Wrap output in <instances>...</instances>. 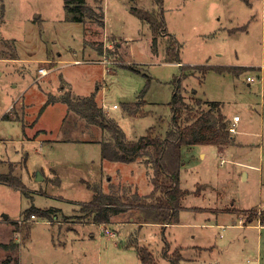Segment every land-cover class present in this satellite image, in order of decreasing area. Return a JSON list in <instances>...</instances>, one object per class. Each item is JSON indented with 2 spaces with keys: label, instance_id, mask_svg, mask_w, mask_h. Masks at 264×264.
I'll use <instances>...</instances> for the list:
<instances>
[{
  "label": "rangeland",
  "instance_id": "1",
  "mask_svg": "<svg viewBox=\"0 0 264 264\" xmlns=\"http://www.w3.org/2000/svg\"><path fill=\"white\" fill-rule=\"evenodd\" d=\"M126 1L132 12L125 0H102L106 25L116 35L104 37L101 0H85L87 8L76 13L66 11L64 0H0V173H12L20 181V186L0 181V241L19 243V264H141L136 252L140 245L152 252L158 264H170L161 250L165 241L170 244L169 254L178 247L184 259L178 264H256L257 254L259 264H264V226L258 227L256 219L243 225L248 215L264 210V0ZM82 39L89 46L85 53L80 49ZM105 40L127 41V47L114 43L108 48ZM172 43L177 58L168 57L166 50ZM104 53L123 64L117 61L107 69L102 62L86 61L100 59ZM10 57L22 61L2 59ZM197 65L232 67L225 72L205 67L191 70ZM248 75L255 80L249 82ZM175 78L178 95L189 109L197 114L217 102L234 128L230 134L235 146L221 154L214 145L182 148L180 187L194 193L206 184L205 196L185 197L178 224L144 227L143 240L138 225L130 238L122 231L120 241L132 246L125 256L111 245L105 249L106 236L101 233L94 242L81 234L84 250L81 244L66 250L52 244V239L58 244L65 238V225L61 228L58 222L88 226L83 222L91 215L84 209L92 190L86 182L129 195L153 186L154 174L151 146L137 151L132 177L126 162H108L102 157L104 161H98L97 146L90 144L93 138L88 131H79V125L99 127L101 142L111 139L110 133L66 108L63 97L75 101L95 91L99 107L108 117L107 106L130 138L148 134L150 127L151 134L164 136L172 123ZM29 84L31 88L22 96ZM146 84L150 89L144 109L150 113L121 117L124 103L136 101ZM28 100L33 105L26 109L32 110L27 118L21 103ZM198 100L204 103L197 105ZM42 104V114L33 123ZM187 114L183 110L181 118ZM235 115L240 119L233 124ZM62 117L64 127L58 132ZM38 126L64 139L55 144L45 141L39 150L34 141L23 145V135L36 132ZM26 157L30 172L50 173L51 178L44 179L40 173L42 178L36 180V173L27 175ZM91 159H96L93 164L87 162ZM66 161L72 167L67 168ZM56 167L61 179L51 171ZM32 206L45 208V216L35 211L31 218L28 209ZM130 217L134 218L127 210L118 212L111 222H127ZM20 219L27 220L20 224ZM13 221L18 222V231ZM67 233L74 237L73 232ZM9 253L0 248V262Z\"/></svg>",
  "mask_w": 264,
  "mask_h": 264
},
{
  "label": "trees",
  "instance_id": "2",
  "mask_svg": "<svg viewBox=\"0 0 264 264\" xmlns=\"http://www.w3.org/2000/svg\"><path fill=\"white\" fill-rule=\"evenodd\" d=\"M155 1L161 3V0ZM64 6L68 13H76L75 11L79 10L84 11L87 8L85 0H64ZM81 18L78 17L77 20L82 21ZM166 51L168 57L175 56L177 58L178 51L174 43ZM204 67L206 70L212 69L216 72H225L230 71L232 66L197 65L192 67L191 70ZM177 81L178 78H175L176 86L172 91L170 101L173 113L171 127L164 136H155L150 133L151 131H148L147 135L141 136L137 140H126L120 126L112 118H108L103 112V108L99 107L95 98V91L87 96L78 97L75 101L69 96L63 97L64 101H62L67 104L70 110L78 112L91 123L99 125L110 133L112 138L103 140L101 143V157L103 159L129 162L133 161L135 156L139 154L137 152L139 149L147 146L152 148L154 174L152 177L153 186L149 194L140 195L135 191L129 195H118L113 192L114 190L102 191L98 182L95 184L86 182V186L92 190V196L85 204L84 211L88 215H92L94 221L108 223L113 215L127 210L140 223H159L163 228L166 224L178 223L181 200L189 192L187 189L180 187L179 173L182 162V148L194 144L228 146L234 142L229 130L230 122L221 112L218 103L212 101L208 109L197 114L194 113L184 102L182 96L178 95ZM147 88L148 84L141 89L138 100L124 103L128 115L135 116L139 113L140 106L144 103L143 96ZM202 103L204 102L196 101L197 105H202ZM183 110L188 111L184 119L181 118ZM3 117H6V114ZM0 181L20 186L19 179L9 172L0 173ZM111 186L114 185L111 184ZM28 211L32 214L36 211L40 213V216H45L46 210L32 206ZM254 219L259 220L260 224L264 225V211H255L252 215H248L244 220V224L252 222ZM13 223L15 225L14 231H18V222L13 221ZM169 247V242L165 241L161 249L164 257L170 261V264H178L182 259L179 249L175 248L169 254ZM0 248L10 252L0 264H19L18 242L13 239L8 242L0 241ZM136 252L141 264H158L154 255L146 246L140 245L136 248Z\"/></svg>",
  "mask_w": 264,
  "mask_h": 264
},
{
  "label": "crops",
  "instance_id": "3",
  "mask_svg": "<svg viewBox=\"0 0 264 264\" xmlns=\"http://www.w3.org/2000/svg\"><path fill=\"white\" fill-rule=\"evenodd\" d=\"M124 1V0H123ZM100 4V6H101V10H102V18H101V20H102V27H103V35H104V37H107V36H112V37H116V35L111 31V28H109V26H107L106 25V19H105V10H106V7L104 6H102V0H101V2L99 3ZM125 5H127V9H129V4H128V2L125 0ZM130 11H131V9H129ZM132 12V11H131ZM129 37H131V36H129ZM107 39V38H106ZM135 39V38H134ZM129 40V39H128ZM106 42H104V46H107L108 48L109 47H111L112 45H114V43L116 44V47H118V46H121V45H123V44H125L126 46L125 47H127V41H121V42H118V41H108V40H105ZM84 43V41H83V39L81 40V44H80V49H82V53H85V49L87 50L88 48H89V46H87V45H85V44H83ZM110 56V55H109ZM111 59H114V60H116V61H120L121 62V64H123L122 62L123 61H121V60H118L117 58H114V57H110ZM2 59H12V60H15V62H21L22 61V59H18V58H16V57H10V58H2ZM87 60V62H95V60H98V58H96V59H92V58H86ZM76 60V59H75ZM74 60V61H75ZM78 60H80V59H78ZM12 62H14V61H12ZM169 62H171V63H173V61H167V62H165V63H169ZM178 62H181V61H178ZM178 62H176V63H178ZM6 63H7V61H6ZM76 63V62H75ZM182 63V62H181ZM235 65V64H234ZM237 65H239V64H237ZM39 71H40V68H39ZM20 76H21V74H19ZM28 76H29V74H28ZM39 76H41V74L39 75ZM21 77H25V74H24V76L22 75ZM150 80L148 79V82H149ZM32 82V81H31ZM32 85V84H31ZM15 86V85H14ZM31 87H30V84L23 90V91H21L22 93V96L24 95V93L27 91V90H29ZM62 89H64L63 87H60L59 88V90L60 91H62ZM149 89H150V87L148 86V88H147V91L145 92V94H144V96H143V100H144V103L140 106V110H139V113L137 114V115H133V116H130V115H128V113H127V111L125 110V108L123 107V111H122V115H121V117H123V116H127V118H140V117H143L144 115H147V114H149L150 113V111H146L145 109H144V106L148 103V100L145 98V97H147V95H148V93H149ZM38 90H40L39 88H38ZM42 90V89H41ZM41 90H40V93H42L41 92ZM58 90V91H59ZM39 93V94H40ZM41 95V94H40ZM21 95H20V97H22ZM47 98H48V96H47ZM47 98L45 97L43 100H44V102H46V100H47ZM95 98H96V101L99 103V101H98V99H99V97H97V94L95 93ZM137 100H138V96H137ZM44 102H43V104H44ZM65 103V102H64ZM22 104V107H21V110L24 112V113H26L25 115H26V117L28 118V116L30 115V114H32V110H31V112L30 111H27L26 109H28L29 110V108L30 109H32V106L31 105H33V103H32V101L31 100H28L27 101V104H24V103H21ZM43 104H42V106H41V108L43 107ZM66 104V103H65ZM104 106V105H103ZM118 107V106H117ZM116 107V108H117ZM41 108H40V111L38 112V116H33V119H32V121H34L33 123H35L39 118H40V115L42 114V110H41ZM66 108H67V104H66ZM112 108V107H111ZM172 111V110H171ZM30 112V114H28ZM105 112H107V115H108V117L109 118H112L119 126H120V128L123 130V128L121 127V124H120V121H119V118H114L111 114H109V111H108V107L106 106V110H105ZM6 114V113H5ZM230 118V117H229ZM228 117H226V119L228 120V121H230L231 119H229ZM172 119V117L170 118V120ZM64 120H65V118L64 117H62L61 118V121H60V125L59 126H57L58 128H59V131L58 132H60V129H62L64 126H63V124H64ZM61 122H62V125H61ZM171 122V121H170ZM79 124V123H78ZM78 124H76L75 126H78ZM80 127L79 128H82V129H79V131H81L82 133H86L87 131V133H89L90 135H91V137L93 138V143H90L91 145H95V146H97V151H98V154H97V160L98 161H101V163H102V161H108V162H119V161H110V160H106V159H104V160H102L100 157H101V129L98 127V128H95V125H89L90 127H84V126H86V124L84 123V124H82V125H79ZM53 130L52 129H50V128H48V127H40V126H38V128H37V130H36V132H34V133H30V134H24L23 135V137L21 138V142H22V144L23 145H25V144H27V143H29V142H31V141H34L35 143H37V144H39V147L37 148V150H39V149H42V147H43V144L45 143V141L46 142H48V143H51V144H55V142L54 141H62L63 139H61L59 136L57 137L56 136V134L58 133H56L55 132V136H54V134H53V132H52ZM147 131H152L151 130V127L150 128H148L147 129ZM123 132H124V135H125V138H126V140H137L138 138H130L129 136H127V133L123 130ZM43 135L44 136H46V135H49V136H47V137H43ZM50 135H53L54 136V138H49V137H51ZM147 135V134H146ZM141 136H144V135H141ZM140 136V137H141ZM67 139V138H66ZM81 139V138H80ZM194 145H199V144H194ZM203 145H205V144H203ZM193 145H189V146H186L188 149H189V147H192ZM215 146V145H214ZM232 146H235V138H234V142L231 144V145H228V146H216L217 148H218V153L219 154H221V153H223L224 152V150L226 151V149L227 148H229V147H232ZM237 147H240V146H237ZM204 155V153L203 152H201L200 153V156L202 157ZM96 159H91V160H89V161H87V162H91L92 164L94 163V161H95ZM183 160V159H182ZM27 157H26V159H25V164H26V172H27V175H30V174H35L36 172H30V170H28V166H27ZM123 163H125V162H123ZM127 163V169H128V175H129V177H132V174H131V169L133 168V165L131 166V164L133 163L132 161H129V162H126ZM63 165V163H61L60 164V166H62ZM244 165H249L250 167H253L254 165H250V164H244ZM65 166L68 168V167H72L71 166V164H69L67 161L65 162ZM94 166V165H93ZM183 166V163L181 162V166H180V173H179V177H180V185H181V167ZM99 166H97V171H98V173H97V176L99 175V172H100V170H99V168H98ZM100 167H104L103 165L102 166H100ZM93 169V168H92ZM116 169H117V167H116ZM51 171H52V173L54 174V176L56 175V173L57 172H61L60 170H59V168L58 167H56V168H51ZM139 171H141L140 169H139ZM41 173V172H40ZM42 174V176H43V178L44 179H46L47 177L50 179L51 178V176L49 175L50 173H48V176L46 175V173H41ZM56 176H58V175H56ZM78 177H80V176H78ZM137 177V176H136ZM58 178L59 179H61L59 176H58ZM110 178V177H109ZM37 180V179H36ZM39 180V179H38ZM89 183V182H88ZM90 184H92V183H90ZM111 184V183H110ZM200 185H202L201 186V190L200 191H195L194 190V193L192 192V190H189V189H187L189 192H188V194H186L183 198H182V200H181V208H182V206H183V200L185 199V197H187L188 195H190V194H193V195H195V196H198V197H200V196H205V194H206V187H207V185L206 184H200ZM205 186V187H204ZM135 187H138V184L136 185L135 184ZM204 187V188H203ZM184 189H186V188H184ZM139 190H141V189H139ZM139 190H136L135 189V191L138 193V194H140V195H147V194H149L150 193V191L152 190V186H150L149 187V189L148 190H141V191H139ZM91 191V190H90ZM102 191H104V192H109L110 190L109 189H107V188H105V187H103L102 186ZM91 198V197H90ZM90 200V199H89ZM88 200V201H89ZM37 207V206H36ZM37 208H39V209H45V208H41V207H37ZM264 211V210H263ZM79 221V220H78ZM257 221V226L259 227H261V226H264V225H262V224H260V222H259V220H256ZM81 222H83V221H81ZM84 224H86V225H88L87 227H83V226H80L78 223H74V227L72 226V225H70V223L68 222V221H65V222H63L62 224H61V222H58V224L59 225H61L60 227L62 228V226L63 225H65V227H64V229H63V234H62V237H64L65 236V238L63 239V240H60V243H55V242H53L54 240L52 239V244H54L55 246H57V245H60V247H62V249H64V250H66V249H68L69 247H70V249H71V247L73 246V247H76V246H78V245H80L81 244V248L84 250L85 249V247L82 245V243H83V240H84V234H85V236H86V238L87 239H89V241L90 242H94L95 241V239L96 238H99L98 236H99V234L101 233V234H103V235H105L106 237H104L106 240L104 241V248L106 249V248H108L110 245L112 246V247H114V248H116V250H117V252L118 253H120V254H122L123 256H125V255H128V252L130 251V249L132 248V246H130L129 244H123L121 241H120V233H122V231L123 232H127V236H128V238H130L131 236V233L133 232L132 231V229L136 226V225H138L139 227H140V229H141V231H140V235H141V237H140V239L141 240H143L144 239V231H143V228L144 227H148V226H160V224L159 223H153V222H144V223H140V222H138V221H136V219L135 218H133V217H130L129 219H127V222H123V221H120V222H114V223H112L111 221L110 222H108V223H105V222H97V221H94L93 220V218H92V215L90 216V219L89 220H87V222L85 221V222H83ZM249 223H252V222H249ZM249 223H247V225L249 224ZM89 224H91V225H93V226H95L97 229H96V231L95 230H93L92 228H90L89 227ZM178 224V223H177ZM204 224H206V223H204ZM170 225H173V224H166V226L165 227H169ZM207 225H212L211 223H208ZM243 225H246V224H244L243 223ZM78 227H80V228H78ZM138 227V228H139ZM109 229V230H108ZM67 232H73L74 233V237L72 236V235H68V233ZM105 234H104V233ZM81 234H83V235H81ZM125 235V234H124ZM126 236V235H125ZM133 236V235H132ZM116 237H118L119 238V240L118 239H116ZM101 238V237H100ZM108 241H111V243L110 244H108ZM54 245H51V247L53 248V247H55ZM89 247V246H88ZM181 248L183 247V246H180ZM178 248V247H177ZM122 251V252H121ZM258 253V252H257ZM257 256L259 257V255L257 254ZM256 256V258H255V262H256V264H259V262H260V259L258 258ZM181 260H183L182 262H184V259H181ZM180 260V261H181ZM128 263V262H127ZM123 264H125V262L123 263ZM182 264V263H181Z\"/></svg>",
  "mask_w": 264,
  "mask_h": 264
},
{
  "label": "built area",
  "instance_id": "4",
  "mask_svg": "<svg viewBox=\"0 0 264 264\" xmlns=\"http://www.w3.org/2000/svg\"><path fill=\"white\" fill-rule=\"evenodd\" d=\"M95 61H97V62H102V63L106 64L105 67H106L107 69H109V68H108V65H109V64H112V63H116V62H117L116 60L109 58L108 55H107V53H104L100 59L95 60ZM75 62H76V63H79V62H81V60L76 59ZM40 70L42 71V69H40ZM246 79H247L249 82H252V81L255 80V77H254V76H251V75H248ZM117 106H118L117 104H113L112 107H113V108H116ZM239 119H240V116L235 115V116L233 117L232 123L234 124V123L237 122ZM229 130L232 131V132H234V128H232V127H230ZM30 217H31V218H35V215H34V214H31ZM25 220H27V219H20V221H18V222L21 224V223L24 222Z\"/></svg>",
  "mask_w": 264,
  "mask_h": 264
},
{
  "label": "water",
  "instance_id": "5",
  "mask_svg": "<svg viewBox=\"0 0 264 264\" xmlns=\"http://www.w3.org/2000/svg\"><path fill=\"white\" fill-rule=\"evenodd\" d=\"M37 180L38 179H41L42 177L40 176V172L38 171L37 173H36V177H35ZM6 217V216H5Z\"/></svg>",
  "mask_w": 264,
  "mask_h": 264
}]
</instances>
